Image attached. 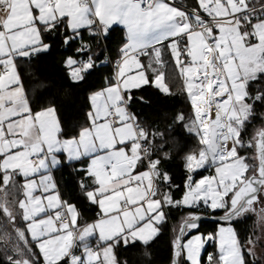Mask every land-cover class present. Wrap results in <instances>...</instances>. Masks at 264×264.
<instances>
[{"label":"snow or ice","instance_id":"snow-or-ice-1","mask_svg":"<svg viewBox=\"0 0 264 264\" xmlns=\"http://www.w3.org/2000/svg\"><path fill=\"white\" fill-rule=\"evenodd\" d=\"M113 25H122L127 35L118 71L113 82L91 95L88 126L65 137L54 106L33 110L17 62L47 53L52 44L46 36L62 34L68 45L82 40L83 29L92 36L106 35ZM165 48L192 110L188 118L179 113L176 121L199 145L184 157L188 176L179 200L171 191L178 186L161 168L168 154L156 155L162 151L155 146L156 136L163 133L148 131L128 111L133 89L152 84L171 94ZM89 50L86 43L76 49ZM141 56L149 57L151 80ZM65 63L73 82L96 67L91 55L82 61L68 57ZM262 78L264 0H197L190 11L166 0H0V192L10 183L15 186L17 176L23 178L18 207L44 264H119L114 250L137 241L147 246L161 231L166 206L199 208L201 203L213 212L224 210L220 219L229 226L182 242L185 229H197L200 220L190 213L173 242L174 264L181 257L201 264L209 241L217 250L208 254V264H246L245 252L255 253L241 243L231 221L253 210L264 194V128L247 142L255 155L240 153L255 105H264V87H257L255 95L250 92ZM85 158L83 171L94 185L85 195L99 213L95 222L81 227L76 206L61 199L51 172L64 160ZM205 167L214 174L194 180L193 174ZM80 186L87 187L82 181ZM0 211L15 223L6 203ZM16 233L27 246L25 232ZM96 236L93 246L90 238ZM27 251L35 255L31 248ZM8 259L10 264H34L28 258Z\"/></svg>","mask_w":264,"mask_h":264},{"label":"trees","instance_id":"trees-1","mask_svg":"<svg viewBox=\"0 0 264 264\" xmlns=\"http://www.w3.org/2000/svg\"><path fill=\"white\" fill-rule=\"evenodd\" d=\"M81 34L82 40L77 39L68 45L62 43V34L46 36V42L52 44L47 53H41L31 60L22 59L18 63L22 84L33 110L39 111L42 108L54 106L57 109V116L60 119L65 137L75 136L83 127L88 126V113L92 110L91 95L105 89L110 82H113L115 76L113 67L105 63L106 56L109 55L112 60L120 56L121 48L126 40L124 32L118 29H111L106 35L92 36L88 31H82ZM82 43H86L91 47L89 53H77L76 49ZM89 55L96 61V67L86 73L82 81L73 82L69 76V69L66 67V59L72 57L82 61L87 59ZM163 58L166 65L164 68L165 79L171 89V94L165 95L153 85L135 89L131 91L132 100L129 103V109L148 131L163 133L162 137L156 136L155 146L157 148L162 146V151L157 152L156 155L168 154L166 159H162L161 168L170 175L171 183L178 186L171 191L173 199L179 200L183 196L188 176L184 165V157L190 152L198 151L199 145L196 137L189 134L182 124L176 121L179 113H183L188 118L192 110L186 93L183 91V81L168 52L164 53ZM257 87H264V78L257 81L256 85L250 88L252 95H255ZM263 117L264 105H255L254 116L242 133L245 145L249 140L247 133L254 126L260 125ZM240 153L248 156L243 149H240ZM156 155L153 158H156ZM249 162L253 163L251 160ZM81 166L82 164L79 165L78 162H63L62 166L56 171V177L63 199L76 206L80 214V223L84 225L96 219L98 207L91 204L84 195L88 188L82 189L80 186L84 178ZM211 174H213L212 168L196 173L195 179L198 180ZM164 210L166 220L160 225L161 231L147 246L141 242H136L135 244H129L127 247L121 244L115 249L119 264H172L173 242L177 238L181 224L190 213L209 216L222 215V212L208 213L203 209L182 206H166ZM219 225H229V223H202L197 230H188L185 239L196 234L204 236L215 234ZM231 225L236 229L241 243L247 248L246 243L257 233L254 216L250 214L234 218ZM13 228L6 215L0 211V264H10L8 257L19 259L21 253H23L24 258L33 260L34 264H44L41 254L33 242L28 240V245L25 246L24 241L19 239L16 231H13L16 227ZM18 229L26 232V225L22 224ZM6 238L11 243L5 240ZM28 246L35 253V258L28 253ZM262 248L263 254L260 258L255 255L249 256L245 252L246 264L264 263V243ZM216 250L217 247L214 241L208 243L201 258V264H208V254L215 253ZM179 264L187 263L179 258Z\"/></svg>","mask_w":264,"mask_h":264},{"label":"crops","instance_id":"crops-1","mask_svg":"<svg viewBox=\"0 0 264 264\" xmlns=\"http://www.w3.org/2000/svg\"><path fill=\"white\" fill-rule=\"evenodd\" d=\"M176 1H178V0H176ZM178 2H181L183 5H185L186 7H189V8H194V7H197V0H179ZM180 3V4H181ZM181 4V5H182ZM174 6V5H173ZM176 7V6H175ZM111 29H118V30H120V31H123L124 32V36H125V38H126V40H125V43L127 42V35H126V29L122 26V25H113L109 30H111ZM82 31H87L86 29H83V30H81V32ZM124 43V44H125ZM168 42H165V44H167ZM165 52H167V49L165 48V51H164V53ZM140 60H141V63L142 64H144L145 65V69H146V74L148 75V77H149V79L151 80L152 78H153V74H152V71H151V69H148L147 68V65H148V63H149V57L148 56H141L140 57ZM18 63H19V61L17 62V66H18ZM135 71H138V70H134V72ZM134 72H133V74H134ZM21 82H22V80H21ZM165 82H166V79H165ZM149 85H152V84H149ZM144 86H148V85H144ZM143 86V87H144ZM24 87V86H23ZM24 90H25V88H24ZM133 90H135V89H133ZM132 90V91H133ZM99 92V91H98ZM25 93H26V91H25ZM27 95V94H26ZM91 102V101H90ZM128 111L130 112V113H132L131 111H130V109H129V105H128ZM63 162H67L66 160H64ZM63 162L61 163V165H59L58 167H56L55 169H53L52 170V172H51V174H52V176H53V179L55 180V182H56V184H57V188H58V190H59V192H60V195H61V199L62 200H64L63 199V197H62V194H61V190H60V187H59V183H58V180H57V177H56V171L62 166V164H63ZM78 162V164L80 165V164H82V166H81V170L83 171V169H86V167H87V164H88V160H87V158H85V159H83V160H81V161H74V162H71V163H77ZM68 163V162H67ZM140 170H143V168H141ZM83 174H84V178H83V180H82V182L84 183V185H86L87 187L86 188H88L87 190H90L92 187H94V185H92V182H91V178H89V177H87L86 176V174H85V172L83 171ZM213 174H214V169H213ZM212 175V174H211ZM207 176V175H206ZM199 180V179H198ZM24 183V181H23V178L22 177H19V176H17L16 178H15V181H14V184H15V186H13V184L12 183H10V185L4 190V191H2V192H0V204H5L6 203V206L12 211V213H13V215L16 217V219H15V223L13 224L12 222H10L9 221V219H8V217L6 216V218H7V220H8V222L15 228L16 227V229H18V227L20 226V225H22V224H25L26 225V232H25V234H26V239L27 240H30L31 242H33V244L36 246V244H35V242L34 241H32V239H31V236H30V233H28L27 232V223L28 222H25L24 220H23V218H22V212H21V210L19 209V207H18V201L20 200V199H23L24 198V196H23V190H22V188L20 187L22 184ZM85 195V194H84ZM86 196V195H85ZM65 201V200H64ZM89 201V200H88ZM90 202V201H89ZM91 203V202H90ZM92 204V203H91ZM95 205V204H94ZM95 206H97V205H95ZM98 207V206H97ZM203 208H206L205 206H203ZM204 210H206L208 213H211V212H213V211H211L210 209H204ZM165 211V210H164ZM221 212L222 210H216L215 212ZM98 213H99V208H98V212H97V214H96V219L95 220H93V221H90V222H88V223H93V222H95L97 219H98ZM166 220V219H165ZM78 224L82 227V226H84L85 224H87V223H85L84 225H81V223H80V214H79V219H78ZM221 226H224V227H227V226H229V225H219L218 226V228H217V230H216V232L218 231V229L221 227ZM232 226V225H231ZM233 227V226H232ZM234 228V227H233ZM16 229H15V231H16ZM235 229V228H234ZM235 231H236V229H235ZM215 232V233H216ZM236 233H237V231H236ZM196 235H201V236H203V237H207V236H204V235H202V234H196ZM194 236V235H193ZM192 236H190V237H188V238H186L185 239V242H187V240L188 239H190ZM156 238V237H155ZM154 238V239H155ZM97 240H98V236H96V237H93V238H90V242H91V244L93 245V244H95L96 242H97ZM152 241V240H151ZM150 241V242H151ZM137 242H139V241H137ZM210 242H213V241H209L208 243H210ZM208 243H206L205 244V247H204V249L202 250V252H201V258H202V255H203V252H204V250H205V248H206V246H207V244ZM123 245V244H122ZM29 248H30V246H28ZM216 247H217V245H216ZM37 248V247H36ZM38 249V248H37ZM38 251H39V249H38ZM115 251V250H114ZM77 254H79V252H77ZM116 255V254H115ZM41 257H42V254H41ZM42 259H43V257H42ZM181 260L182 261H184V262H186L187 264H188V262L183 258V257H181Z\"/></svg>","mask_w":264,"mask_h":264},{"label":"rangeland","instance_id":"rangeland-1","mask_svg":"<svg viewBox=\"0 0 264 264\" xmlns=\"http://www.w3.org/2000/svg\"><path fill=\"white\" fill-rule=\"evenodd\" d=\"M260 128H264V117H263V121H262V123L260 125L254 126L253 129L247 133L249 135L248 139H251L252 136L256 133V131L259 130ZM243 151H245L246 154H248V157H252V156L255 155V149L254 148H248L247 145L243 148ZM208 169H210V168L209 167H205L203 169H200V170L196 171L193 174V179L198 181L197 179H195V174L198 173V172H201V171L208 170ZM185 208H188V207H185ZM198 209H203L204 210L206 208H203V204L201 203V206ZM221 212H222V214H224V210H222ZM250 214L253 215L255 220H256V231H257V233H256V235L253 238H250L252 241H254V243L252 245H249L248 243H246V247L247 248L248 247L253 248L255 256L257 258H260L262 256V254H263L262 246H263V243H264V194H262L259 202H257L256 204L253 205V210L248 211L243 216H247V215H250ZM13 231H15V230H13ZM5 240H7V238ZM7 241L10 242L9 240H7ZM12 244H14V242H12ZM7 245H8V243H7ZM31 256L33 258H35V255L34 256L31 255ZM23 258H24V255H23V257L21 255V257L19 259H23ZM260 264H264V263H260Z\"/></svg>","mask_w":264,"mask_h":264},{"label":"built area","instance_id":"built-area-1","mask_svg":"<svg viewBox=\"0 0 264 264\" xmlns=\"http://www.w3.org/2000/svg\"><path fill=\"white\" fill-rule=\"evenodd\" d=\"M166 2H168V3H170V4H172V5H174V6H176V7H178V8H180L181 10H187V11H190L192 8H188V7H186V6H184V5H181L178 1H176V0H166ZM91 51V47H90V50L88 51V52H85L86 54L87 53H89ZM84 60H86V59H84ZM121 61H122V53H121V55L120 56H118L117 58H115L114 60H112V58L109 56V55H107L106 56V59H105V63L106 64H110L112 67H113V69H114V73L116 74V72L118 71V65L121 63ZM96 245V243L95 244H93V246H95Z\"/></svg>","mask_w":264,"mask_h":264},{"label":"water","instance_id":"water-1","mask_svg":"<svg viewBox=\"0 0 264 264\" xmlns=\"http://www.w3.org/2000/svg\"><path fill=\"white\" fill-rule=\"evenodd\" d=\"M197 215H199L200 216V220L197 222L198 223V227H197V229L201 226V224L202 223H205V222H226V221H223V220H221L220 219V217H222L224 214H222V215H213V216H209V215H205V214H197ZM185 222V221H184ZM184 222L181 224V227H182V225L184 224ZM181 227H180V229H181ZM197 229H193V230H197ZM187 229H185V233H187ZM185 235L186 234H184L183 236H182V242H185ZM178 236H181V231H179V233H178V235H177V237ZM14 256V255H13ZM175 254L173 253V259H172V264H174V261H175Z\"/></svg>","mask_w":264,"mask_h":264},{"label":"flooded vegetation","instance_id":"flooded-vegetation-1","mask_svg":"<svg viewBox=\"0 0 264 264\" xmlns=\"http://www.w3.org/2000/svg\"><path fill=\"white\" fill-rule=\"evenodd\" d=\"M256 204V203H255Z\"/></svg>","mask_w":264,"mask_h":264}]
</instances>
